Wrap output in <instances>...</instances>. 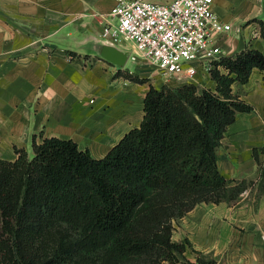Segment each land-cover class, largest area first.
<instances>
[{"label":"trees","instance_id":"16d2710c","mask_svg":"<svg viewBox=\"0 0 264 264\" xmlns=\"http://www.w3.org/2000/svg\"><path fill=\"white\" fill-rule=\"evenodd\" d=\"M254 67L264 71V52L246 48L221 57L215 87L151 84L140 125L102 157L37 134L33 155L16 145L15 159L0 157V264L180 261L190 242L174 240V221L203 201L234 202L253 183L226 177L216 150L237 112L253 108L232 83ZM183 264L221 263L200 255Z\"/></svg>","mask_w":264,"mask_h":264},{"label":"crops","instance_id":"0c3cea01","mask_svg":"<svg viewBox=\"0 0 264 264\" xmlns=\"http://www.w3.org/2000/svg\"><path fill=\"white\" fill-rule=\"evenodd\" d=\"M115 4L0 0V157L15 159L16 145L31 152L34 134L38 140L73 138L102 157L140 125L150 85L172 84L160 81L161 72L148 62L125 65L132 41L113 44L128 53L124 64L100 54L107 43L104 14ZM213 9L231 24L219 39L225 55L246 48L264 52V0H214ZM232 88L253 108L238 111L227 126L216 150L218 165L226 177L253 183L235 202L203 201L174 221V240L190 242L174 264L200 255L221 264H264V190L257 186L264 164V71L254 67L247 81L236 79Z\"/></svg>","mask_w":264,"mask_h":264},{"label":"built area","instance_id":"2783aa9c","mask_svg":"<svg viewBox=\"0 0 264 264\" xmlns=\"http://www.w3.org/2000/svg\"><path fill=\"white\" fill-rule=\"evenodd\" d=\"M214 0H116L104 14L102 39L132 41L129 56L154 64L173 85L208 87L206 78L224 54L219 39L230 28ZM220 66V65H219Z\"/></svg>","mask_w":264,"mask_h":264},{"label":"water","instance_id":"95a60500","mask_svg":"<svg viewBox=\"0 0 264 264\" xmlns=\"http://www.w3.org/2000/svg\"><path fill=\"white\" fill-rule=\"evenodd\" d=\"M100 54L106 57L107 59H110L119 64H124L128 57L127 52L109 43L102 44V47L100 49Z\"/></svg>","mask_w":264,"mask_h":264},{"label":"rangeland","instance_id":"374dc122","mask_svg":"<svg viewBox=\"0 0 264 264\" xmlns=\"http://www.w3.org/2000/svg\"><path fill=\"white\" fill-rule=\"evenodd\" d=\"M143 62H147V61H143V60H134V59H132L131 57H129L128 58V60H127V62H126V66L127 67H131V68H135V67H137V66H140L139 64H141V63H143ZM149 64H151L153 67H154V69H157L158 70V68L154 65V64H152V63H150V62H148ZM152 68V67H151ZM160 81H163V82H167V79L165 78V76H163L161 73L158 75V77H157ZM208 84V83H207ZM30 153V155H33V150L31 151V152H29ZM251 184H248V187L250 186ZM258 186V188H259V190H264V186H263V182L262 183H260V181H259V184L257 185ZM235 202V201H234Z\"/></svg>","mask_w":264,"mask_h":264}]
</instances>
